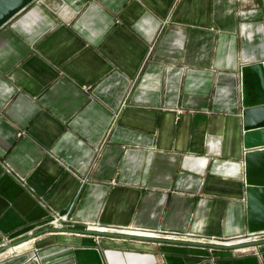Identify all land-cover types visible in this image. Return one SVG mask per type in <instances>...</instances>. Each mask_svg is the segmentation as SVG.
<instances>
[{
  "label": "crops",
  "instance_id": "obj_1",
  "mask_svg": "<svg viewBox=\"0 0 264 264\" xmlns=\"http://www.w3.org/2000/svg\"><path fill=\"white\" fill-rule=\"evenodd\" d=\"M260 62L264 0L33 2L0 29V247L32 232L0 264H264V239H208L248 233L240 68Z\"/></svg>",
  "mask_w": 264,
  "mask_h": 264
},
{
  "label": "water",
  "instance_id": "obj_2",
  "mask_svg": "<svg viewBox=\"0 0 264 264\" xmlns=\"http://www.w3.org/2000/svg\"><path fill=\"white\" fill-rule=\"evenodd\" d=\"M36 0H0V29L7 25L19 13ZM241 85V127L242 148L241 164L243 176L241 184L246 204V224L248 234L264 232V62L246 64L240 68ZM57 231V230H56ZM61 232V231H58ZM85 235L100 236L116 234L86 229ZM80 234V233H78ZM130 237L146 239L134 234ZM29 236L0 247V254L7 249L28 241ZM149 239V238H147ZM255 241L241 239L230 241L226 246L215 244L212 247L239 249L250 247ZM69 264H102L97 248H80L73 250Z\"/></svg>",
  "mask_w": 264,
  "mask_h": 264
},
{
  "label": "rangeland",
  "instance_id": "obj_3",
  "mask_svg": "<svg viewBox=\"0 0 264 264\" xmlns=\"http://www.w3.org/2000/svg\"><path fill=\"white\" fill-rule=\"evenodd\" d=\"M52 220H54V218H52ZM52 220H50V221H52ZM49 221V222H50ZM67 221H68V219H67ZM48 222V223H49ZM62 223H64V222H61V224H60V222H59V224L61 225V227H63L62 226ZM50 227H52V228H54V229H56L55 227H53L52 225H50ZM135 231V230H134ZM128 233H131L130 231H127ZM143 232H148V233H144V234H146V235H144V236H152V235H157V233L156 232H151V231H140L139 233H143ZM59 233H65V231L62 229L61 230V232H59ZM30 234H32V232H30ZM30 234H28L27 236H29ZM258 234V233H257ZM167 235V234H166ZM187 235H188V233H187ZM248 233L246 234V236H244L243 238H235V239H230V238H214V237H212V238H208L209 239V243H217V244H222V245H226L227 243H229L230 241H236V240H241V239H247V237H248ZM170 236H174L173 238H180V236L179 235H173V234H170ZM24 237H26V236H24ZM21 239V238H20ZM19 239V240H20ZM260 240L262 239V238H259ZM249 240V239H248ZM10 241H12V240H10ZM16 241H18V240H16ZM10 243H13V242H10ZM10 243H8V244H10ZM24 243V242H23ZM243 249H245V247L244 248H239L238 250H243Z\"/></svg>",
  "mask_w": 264,
  "mask_h": 264
},
{
  "label": "built area",
  "instance_id": "obj_4",
  "mask_svg": "<svg viewBox=\"0 0 264 264\" xmlns=\"http://www.w3.org/2000/svg\"><path fill=\"white\" fill-rule=\"evenodd\" d=\"M65 217V219L64 220H62V217ZM63 216H56V217H54V220H52V221H50L49 223H48V225H52L53 227H55V228H57V227H59V226H61L60 224H61V222H63V221H65L66 220V218H67V215H63ZM59 222H60V224H59ZM259 238H262V239H264V232H260V233H258V234H250V235H248V237H247V239H249V241H260V239ZM261 239V240H262ZM22 244V243H21ZM3 245H5V243H3L2 244V246ZM245 249H247V248H245ZM245 249H243V250H241V251H246Z\"/></svg>",
  "mask_w": 264,
  "mask_h": 264
},
{
  "label": "bare ground",
  "instance_id": "obj_5",
  "mask_svg": "<svg viewBox=\"0 0 264 264\" xmlns=\"http://www.w3.org/2000/svg\"><path fill=\"white\" fill-rule=\"evenodd\" d=\"M64 219H65V217L63 216V217H62V220H64ZM66 221H67V218H66V220H65V221H63V222H66ZM62 228H63V227L59 226V227H57L55 230H57V231H61V230H62ZM52 230H53V229H52ZM249 235H250V234H249ZM18 245H19V244H18ZM20 245H21V244H20ZM16 246H17V245H16ZM2 247H3V246H2ZM13 248H14V247H13ZM11 249H12V248H10V249H7L6 251H8V250H11ZM6 251H5V252H6Z\"/></svg>",
  "mask_w": 264,
  "mask_h": 264
}]
</instances>
